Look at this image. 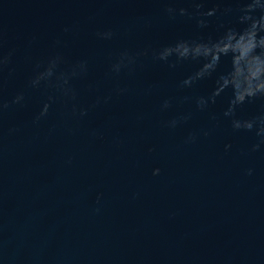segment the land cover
Wrapping results in <instances>:
<instances>
[{
    "label": "water",
    "instance_id": "95a60500",
    "mask_svg": "<svg viewBox=\"0 0 264 264\" xmlns=\"http://www.w3.org/2000/svg\"><path fill=\"white\" fill-rule=\"evenodd\" d=\"M254 2L0 0V264H264V144L252 151L255 126H231L264 116V96H246L230 117V88L204 111L195 103L220 75L241 93L264 82V49L252 59L238 35ZM194 3L215 9L205 28ZM228 27L237 38L209 56L217 72L191 88L180 82L198 63L153 59ZM125 52L134 62L114 72ZM56 57L53 77L31 87Z\"/></svg>",
    "mask_w": 264,
    "mask_h": 264
},
{
    "label": "clouds",
    "instance_id": "9594fccd",
    "mask_svg": "<svg viewBox=\"0 0 264 264\" xmlns=\"http://www.w3.org/2000/svg\"><path fill=\"white\" fill-rule=\"evenodd\" d=\"M192 8L195 10L196 25L198 28L207 27L206 20L209 17H212L215 14V9L209 10L207 12L200 11L201 5L199 3H194ZM259 9L261 15L257 18L251 13ZM242 15L238 19L240 25H245L244 28L238 30L239 39L244 43L246 52L251 56L252 59H259L256 55L257 49H264V0H255L253 5H248L242 8ZM166 12L170 18L175 16H187L189 19L193 18V13L189 12L188 9L184 7H167ZM237 32L236 28L228 27L225 28L217 38L210 39L206 41H188V40H179L174 45L165 46L156 52L153 55V59L162 63H166L169 68L176 67L179 63H198L199 68L191 75L185 77L181 82L180 86L182 88H191L198 81L208 79L217 72V66L215 63L210 61L209 56L212 53L213 49L219 48L223 44L224 37L227 36L232 40H235L237 37L234 34ZM100 35L103 39H110L112 36L111 32H105ZM147 53H143L146 55ZM175 58V62H170L172 58ZM60 62L59 57L50 59L47 66L43 71L38 72L35 77L30 81V86L36 88L40 85L41 81H47L53 77L54 71L57 67V64ZM127 64L134 62L133 57L129 56L126 52L120 55L119 61L112 65V70L114 72H119L121 67ZM3 63V61H0ZM79 68L84 69V65L80 64ZM76 72L73 70L72 75H75ZM57 87L63 88L64 85L68 83V77L63 74L56 77ZM215 89L213 90L211 96L205 98L203 96L197 97L195 100L196 107L200 111H204L209 103L214 102V97L218 96L221 91L226 88L232 90V100L230 101V106L227 111L224 112L225 117H230L234 115V109L236 106L241 105L245 101V97H248V100L256 96H264V82H261L255 85L254 92H243L241 93V85L236 84L230 79V74L220 75L215 79ZM248 87H253L248 85ZM23 95H17L12 101L13 104H19L23 101ZM51 100V97H49ZM48 104L45 103L43 110L40 112L39 116L36 117L37 120L40 117L44 116L48 110ZM7 107V105H4ZM170 107L169 101L165 100L162 104V109H167ZM83 115V113H81ZM188 119L187 116L181 117L180 120H172L169 122V127L175 128L178 122H184ZM231 126L234 130H245L252 131L255 126V134L257 137H260L258 144L254 145L252 151H256L260 145L264 144V116L257 118L256 120H246L240 121L237 119L231 120ZM204 135H207L205 132ZM194 136H189L188 141H194ZM228 146H226L227 148ZM159 170H154L153 175H157ZM249 174L251 172L249 171Z\"/></svg>",
    "mask_w": 264,
    "mask_h": 264
}]
</instances>
